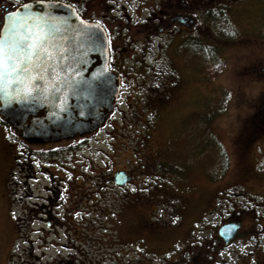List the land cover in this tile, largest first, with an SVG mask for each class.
<instances>
[{
  "label": "rangeland",
  "instance_id": "374dc122",
  "mask_svg": "<svg viewBox=\"0 0 264 264\" xmlns=\"http://www.w3.org/2000/svg\"><path fill=\"white\" fill-rule=\"evenodd\" d=\"M216 1L218 11L209 21L212 5L205 0L200 33L185 30L154 35L148 41L145 35H123L129 55L135 53L133 46L140 53L145 43L151 47L141 66L146 77L128 82L143 89H126L114 124L108 127L114 131V125L120 126L122 131L114 132L121 136L92 137L88 146L73 152L90 158L87 184L67 175V170L77 172L73 164L63 169L55 165L62 153L51 157L49 152L16 150L0 120V264L63 263L69 256L83 264L80 250L94 251L96 244L86 242L94 237L106 254H85L86 264L100 260L104 264H167L178 255L175 252L186 241L189 228L199 234L209 223L208 210L216 191L237 187L254 195L264 193V130L251 127L256 113V121L264 127V0ZM143 12L141 18L149 16L148 9ZM221 14L224 26L223 19L216 18ZM167 38L169 59L161 49ZM202 43L218 51L224 63L218 75L209 74L210 61L200 52ZM246 127L251 129L245 131ZM252 134L253 144L243 152L239 136ZM155 146L166 147L162 155L170 162L185 164L182 178L180 171L172 176L181 188L177 197L155 196L164 200L159 207L148 203L138 212L114 208L123 195L110 181L104 183L110 188L105 201L100 199L102 194L84 189L99 185L101 170L129 166L135 153L137 159L155 157ZM105 159L109 164H103ZM40 164L43 172L37 169ZM56 192L61 193L58 203L51 200L57 199ZM98 199L108 207L97 205ZM137 213L147 217L151 227L145 230L148 224L139 223ZM134 250L155 253L134 254ZM235 255L225 256L227 264H255V257ZM259 261L264 264V254Z\"/></svg>",
  "mask_w": 264,
  "mask_h": 264
},
{
  "label": "flooded vegetation",
  "instance_id": "af4514ba",
  "mask_svg": "<svg viewBox=\"0 0 264 264\" xmlns=\"http://www.w3.org/2000/svg\"><path fill=\"white\" fill-rule=\"evenodd\" d=\"M27 1L30 0H0V17H3L5 20L6 16L11 11L17 8L18 5ZM63 1L74 5L79 13L86 19L101 23L109 35L111 45V67L121 75L122 79L121 93L115 111L109 119L93 133L76 135L75 137L62 139L56 142H30L17 135L9 125L4 123V127L12 137L10 145L11 143L14 144L13 147H15L16 150L22 147L39 152H55L56 150L64 149V153L60 152L62 156L59 157L60 160H58L55 165L63 168L68 167L70 163L73 164V168L77 169V172L65 170L67 175L69 174L75 177L77 174L75 178H78L79 181H83L82 183L85 185L87 184L88 173L90 174L91 172L90 158L84 154L79 156L73 153L75 151L71 148L82 149L88 146L92 141V137H94V139L98 136L104 137V139L120 137L121 133L114 132L118 129L115 125L113 127L114 131L109 130L108 127L114 124V116L118 112V109L120 110L122 97L128 88L136 86L139 91L143 89L142 85L138 86L135 83V85L132 86L131 84L129 85L128 82H135L137 79H135V77H146L143 74L141 66L145 63L147 55L150 54L147 50L151 51L152 49L148 43H145L140 53L137 52L138 49L133 46L132 49L135 50V53L129 55L127 53V45H129V43L125 42L126 38H124L123 35H145L144 41H148L154 35H177L183 34L185 30L188 34L200 33L205 0ZM135 2L136 4H134ZM217 3L218 1L211 0L209 5H212V9L209 15L216 14L215 12L218 8ZM227 4L228 3H225V5ZM145 9H148L149 16L141 18L144 13L143 10ZM2 27L3 25H0V28ZM128 39L129 41H133L132 37ZM169 45L170 41L167 38L161 48L168 59ZM129 49L131 50V48H128V50ZM122 114L124 113L122 112ZM257 118L258 113H256L255 121L251 124V127L260 126L262 130H264V127L256 121ZM118 127V131H122V128L120 126ZM245 129V131H248L251 128L246 127ZM252 138L253 134L252 136H239L238 146H241L243 152H246L247 148L253 144ZM55 144H59V146L57 148H44L45 146H52ZM153 150L158 153L155 157L137 159L138 154L135 153L131 161H129V166L122 164L123 166H115V168L113 167L112 170L109 171L101 170L98 172L102 178L99 185L96 184L97 186L94 185L92 188L84 186V189L89 190V193L102 194L103 197L100 199L105 201L104 194H106L107 190H110V188L106 185L104 186V183L110 181L114 188L119 191V195L120 192L123 195V201H120L118 204L114 203V205H116L114 208L119 209L121 207V209L125 210L129 208L138 210L139 212L148 203H151V205L155 207H159L164 201L162 200L163 198L167 197L170 199L168 196H178L181 188L179 187V183L175 181L172 176L175 175V172L180 171V178H182L181 172L185 169V164L182 166L180 162H170L165 155H162L165 153L166 147H163V149H156L155 146ZM49 156L54 157L55 154H50ZM109 161L110 160L105 159L103 160V164L107 165ZM44 168L45 167L40 164L37 169L43 172ZM121 170L126 171L127 173L124 174V177L126 179L129 178L124 185L117 183L120 178L116 176V173ZM169 172L171 173L169 174ZM105 173H108V176H106ZM81 188L82 187H80V189ZM155 196L162 199H155ZM212 196V202L208 210L211 220L201 233H199L201 235L196 233L195 229L189 228L186 241L178 248L179 252H175V254L178 255L167 262V264H227L230 256L237 257L235 254H245L246 256L255 257V264L260 263L259 258H261V254H264V193L254 195L245 189L228 187L216 191ZM123 203H126L127 206H124L125 204ZM96 204H105L107 207L109 205L107 202H100L99 199ZM135 218L140 220L139 223L142 225L148 224L147 227H151L150 222L147 221V217H144L142 213L135 214ZM43 219L45 220V217ZM119 219L121 221V218H116L114 220L119 221ZM144 220L146 224H143ZM147 227L145 228L146 230ZM89 241L96 244V246H93L94 251H89V249L85 251L80 250V253L83 254L80 257V261L83 264L89 261L88 255L86 258L85 254H106L100 250L99 246L103 244L99 239L94 237L86 242ZM70 251L72 252V250ZM133 252L134 254L155 253V251L146 252L141 250H134ZM118 253L119 252H114V254ZM73 254L79 253L77 251ZM167 254H169V252ZM225 256L228 257V259ZM69 258L70 260L68 259L66 262L63 261V263H61V261H56L54 264L80 263L74 256H69ZM92 262V264H104L103 260H100L99 263L96 261Z\"/></svg>",
  "mask_w": 264,
  "mask_h": 264
},
{
  "label": "water",
  "instance_id": "95a60500",
  "mask_svg": "<svg viewBox=\"0 0 264 264\" xmlns=\"http://www.w3.org/2000/svg\"><path fill=\"white\" fill-rule=\"evenodd\" d=\"M33 12L67 21L57 25L67 36L65 59L58 58L55 62L57 71L66 74L58 82L60 90L46 93L41 90L27 97L22 92L19 96L15 94L18 91L15 83L7 87L0 85V117L19 136L35 143L90 133L113 113L121 91V77L110 68L107 32L102 25L86 20L73 5L61 0L55 3L45 0L43 6L40 0H31L11 13H14L13 19H23ZM98 36L102 39H97ZM68 68L72 71L67 72ZM124 174L117 173L118 183L127 181Z\"/></svg>",
  "mask_w": 264,
  "mask_h": 264
},
{
  "label": "snow or ice",
  "instance_id": "6c2138e0",
  "mask_svg": "<svg viewBox=\"0 0 264 264\" xmlns=\"http://www.w3.org/2000/svg\"><path fill=\"white\" fill-rule=\"evenodd\" d=\"M44 2L40 0V5ZM13 16L14 13H9L7 22L0 17V25H3L0 28V85L7 87L15 83L18 86L15 94L19 96L22 92L26 97L41 90L45 93L60 90L58 82L66 73L57 71L55 62L58 58L65 59L67 36L57 25L67 21L47 13L33 12L23 19H13Z\"/></svg>",
  "mask_w": 264,
  "mask_h": 264
},
{
  "label": "trees",
  "instance_id": "16d2710c",
  "mask_svg": "<svg viewBox=\"0 0 264 264\" xmlns=\"http://www.w3.org/2000/svg\"><path fill=\"white\" fill-rule=\"evenodd\" d=\"M213 17L214 18V15L213 14H210L209 15V18L208 20L210 21ZM217 20H221L223 19V26H224V22H225V19H224V16L221 14L220 16H217L216 17ZM224 28H222L223 30ZM202 51V52H201ZM201 53H203V55L206 57L207 56V60L210 61L209 64H210V71H209V74L210 75H218L219 72L222 70L223 66H224V63L221 61L220 57H219V53L218 51L215 49V46H211V45H208V44H204L202 43L201 44V50H200ZM264 98V97H263ZM73 151H76L74 149L76 148H71ZM64 149H59V151H55V152H49V154H56V153H60V152H63L64 153ZM75 178V177H74ZM53 192V191H52ZM53 194H56L55 197L56 198H51L52 201H57L58 203V197H60V193L56 192V193H53ZM53 203V202H52ZM52 206L54 207V205L52 204ZM51 206V207H52Z\"/></svg>",
  "mask_w": 264,
  "mask_h": 264
}]
</instances>
